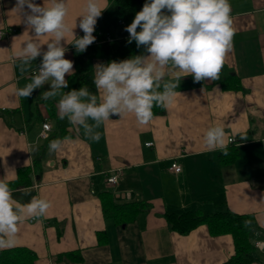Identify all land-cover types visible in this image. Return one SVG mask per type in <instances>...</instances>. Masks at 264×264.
Returning <instances> with one entry per match:
<instances>
[{
	"label": "crops",
	"instance_id": "obj_1",
	"mask_svg": "<svg viewBox=\"0 0 264 264\" xmlns=\"http://www.w3.org/2000/svg\"><path fill=\"white\" fill-rule=\"evenodd\" d=\"M229 2L235 34L219 79L183 77L176 89L183 96L164 107L163 114L147 124L138 123L134 113L112 115L97 129L99 141H93L67 118L60 119L59 96L42 98L50 85L29 98L17 95L42 55L21 73L15 52L32 32L14 10L16 0H0V31L14 29L0 37V179L7 174L14 181L18 170L30 168V185L13 190L14 199L25 204L37 196L52 203L39 220L28 218L19 225L12 248L32 251L34 264H223L233 253L230 235L211 236L205 225L181 235L169 229L164 215L198 211L206 216L229 209L255 218L250 264H264V0ZM68 3L66 22L77 25L74 34L82 37L79 22L86 0ZM102 6L107 8L94 33L112 40L124 37L113 6L108 0ZM48 39L40 38L42 52ZM67 39L72 42L70 33ZM62 44L65 58L74 62V45ZM88 52L86 62L94 76V66L106 64L102 43L95 41ZM65 78L68 87L62 91L73 90L74 74ZM44 122L54 135L50 141L65 143L54 153L48 151L50 141L46 144L38 174L33 161L45 142L39 138ZM213 125L225 128L224 149L210 150L205 144L204 132ZM231 145L238 148V157L222 165L218 155ZM173 161L181 165L180 173L169 170ZM116 170L117 184H107L106 177ZM25 189L31 192L25 195ZM102 192H109L114 202L145 205L122 221L105 218Z\"/></svg>",
	"mask_w": 264,
	"mask_h": 264
},
{
	"label": "clouds",
	"instance_id": "obj_2",
	"mask_svg": "<svg viewBox=\"0 0 264 264\" xmlns=\"http://www.w3.org/2000/svg\"><path fill=\"white\" fill-rule=\"evenodd\" d=\"M106 8L102 0H86L79 22L84 35L77 37V25L71 27L66 22L68 0H50L48 5L45 0L42 5L35 0H16L14 7L32 32L15 52L21 73L42 55L38 71L29 83L17 89V95L29 98L34 90L50 85L42 98L59 96L60 119L67 118L70 124L82 128L84 136L93 141H99L97 129L112 115L134 113L138 123L150 122L154 106L166 108L183 96L176 91L183 77L191 75L196 82L218 80L235 34L229 0H146L124 30L129 33L127 43L135 41L137 48L143 46L147 54L97 63L93 83L99 97L86 86L62 91L68 87L66 74H74V62L65 58L67 48L62 41L74 45L78 53L85 52L95 42V25ZM45 36H49L47 50L42 52L40 38ZM226 137L222 125L210 126L204 132L210 150L224 149ZM64 143L54 139L48 151H62ZM33 150L38 151V146L34 145ZM9 183L7 174L0 179V249L15 246L22 222L28 218L39 220L52 207L51 201L37 196L25 204L18 202ZM30 192L24 190L25 195ZM250 225V221L245 222L246 227Z\"/></svg>",
	"mask_w": 264,
	"mask_h": 264
},
{
	"label": "trees",
	"instance_id": "obj_3",
	"mask_svg": "<svg viewBox=\"0 0 264 264\" xmlns=\"http://www.w3.org/2000/svg\"><path fill=\"white\" fill-rule=\"evenodd\" d=\"M108 2L113 6L119 24L123 25L125 29L126 26L132 23L146 0H108ZM93 35L96 37L95 41L102 43L106 64L113 60L121 61L135 55L147 54L143 46L137 48L135 41L131 44L127 43L129 33L126 31L124 37L114 40L96 32ZM88 49L89 46L83 53H78L75 47L73 49L75 68L73 89L79 90L82 86H86L90 92L97 95L93 83V72L88 68L86 62ZM152 111L153 116L161 115L164 113V107L154 106ZM79 129L84 135L83 129ZM53 137L54 135L50 134L44 139L45 142L42 144L39 154L34 158L33 171L35 173L39 174L41 172L42 161L45 157V146ZM241 141L239 139L238 143ZM237 157L238 148L235 145H231L218 155L219 162L222 165L232 164ZM31 172L30 168L18 170L17 179L10 181L9 186L13 190L28 187L31 183ZM100 201L104 217H113L118 221H122L131 214L136 213L141 209V206L145 205L135 202H114L109 192H102ZM164 218L169 229L181 235H186L201 225L206 226L211 236L230 235L233 242V253L223 264H250L254 261L255 246L251 240V232L258 226L252 214H236L229 209H223L206 216H202L198 211H186L178 215L166 213ZM246 221L251 222L250 227L245 226ZM35 259V254L24 248L0 250V264H34Z\"/></svg>",
	"mask_w": 264,
	"mask_h": 264
},
{
	"label": "built area",
	"instance_id": "obj_4",
	"mask_svg": "<svg viewBox=\"0 0 264 264\" xmlns=\"http://www.w3.org/2000/svg\"><path fill=\"white\" fill-rule=\"evenodd\" d=\"M14 29L13 28H10L7 30V32H4V31H0V37H2L5 33H10V32H13ZM97 41V40H96ZM39 67H36V68H33L31 71H30V74L31 75H34L36 71H38ZM49 132H50V124H48L47 122H44L42 124V128H41V131L39 133V138L41 139H46L49 135ZM228 141L230 143H234L235 140L233 138H229ZM152 143H146L145 145L146 146H150ZM181 165L178 164L176 161H173L172 164L170 165L169 167V170H171L172 172H175V173H180L181 172ZM120 176V172L119 170H116L114 172V174H112L111 176H107L106 177V183L109 184V185H115L117 184L118 182V178ZM260 243H256V246H259Z\"/></svg>",
	"mask_w": 264,
	"mask_h": 264
},
{
	"label": "rangeland",
	"instance_id": "obj_5",
	"mask_svg": "<svg viewBox=\"0 0 264 264\" xmlns=\"http://www.w3.org/2000/svg\"><path fill=\"white\" fill-rule=\"evenodd\" d=\"M114 9V8H113ZM115 26H118L117 23L114 24Z\"/></svg>",
	"mask_w": 264,
	"mask_h": 264
}]
</instances>
